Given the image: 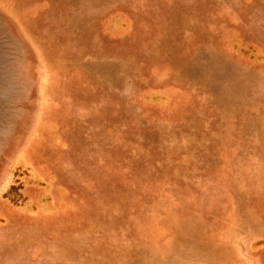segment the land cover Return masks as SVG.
Wrapping results in <instances>:
<instances>
[{
  "label": "rangeland",
  "instance_id": "obj_1",
  "mask_svg": "<svg viewBox=\"0 0 264 264\" xmlns=\"http://www.w3.org/2000/svg\"><path fill=\"white\" fill-rule=\"evenodd\" d=\"M0 264H264V0H0Z\"/></svg>",
  "mask_w": 264,
  "mask_h": 264
}]
</instances>
